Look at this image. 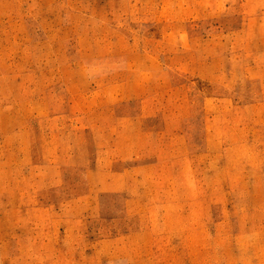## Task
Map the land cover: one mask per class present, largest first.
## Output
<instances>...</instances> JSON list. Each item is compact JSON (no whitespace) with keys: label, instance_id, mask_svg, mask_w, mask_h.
Listing matches in <instances>:
<instances>
[{"label":"rangeland","instance_id":"1","mask_svg":"<svg viewBox=\"0 0 264 264\" xmlns=\"http://www.w3.org/2000/svg\"><path fill=\"white\" fill-rule=\"evenodd\" d=\"M0 264H264V0H0Z\"/></svg>","mask_w":264,"mask_h":264}]
</instances>
